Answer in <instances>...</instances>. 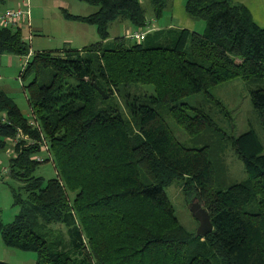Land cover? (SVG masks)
Listing matches in <instances>:
<instances>
[{"label":"trees","instance_id":"16d2710c","mask_svg":"<svg viewBox=\"0 0 264 264\" xmlns=\"http://www.w3.org/2000/svg\"><path fill=\"white\" fill-rule=\"evenodd\" d=\"M79 1L95 10L63 9L64 17L94 25L98 36L81 49L30 56L21 29L0 26V55L28 56L21 77L34 70L27 102L56 172L47 180L33 175L40 137L0 90L10 121L0 126V148L16 127L36 141L14 145L7 161L19 210L0 223L3 244L35 252L34 264H264V153L255 135L231 137L246 177L220 186L206 145H182L165 120L189 136L218 132L200 107L181 99L200 92L212 99L209 87L241 77L255 84L249 98L264 132V28L233 0H185V14L203 21L202 31L109 38L112 21L144 26L140 0ZM148 2L158 17L164 0ZM42 70L48 79L40 82ZM172 181L207 211L205 236L179 223L164 190Z\"/></svg>","mask_w":264,"mask_h":264},{"label":"rangeland","instance_id":"374dc122","mask_svg":"<svg viewBox=\"0 0 264 264\" xmlns=\"http://www.w3.org/2000/svg\"><path fill=\"white\" fill-rule=\"evenodd\" d=\"M141 2L145 10V17L147 16L154 23L156 16L148 0H141ZM69 4L70 7L61 0H0V14L6 10H14L19 7L23 9L27 5L29 25L21 27V35L30 34V41H26L30 54L38 51H54L64 47L81 49L98 40L95 26L85 23L79 24L67 19L64 17L63 9L65 12L73 14L80 9L91 7L79 0H69ZM162 14L170 19L166 12ZM163 16H160L158 20ZM260 23L261 21L259 25H261ZM262 24H264V19ZM124 28H130L132 32L138 29L127 21L115 20L107 26L109 38L124 36ZM141 29L145 31L146 28L141 27ZM128 34L125 36L126 38ZM25 60L26 56L9 53L0 55V90L13 102L21 116L28 120L31 118V111L27 102L25 86L33 79L34 70H30L23 77L20 76ZM46 75V72L42 70L37 80L46 81L48 79ZM253 86L255 84L251 81L248 82L241 77H235L209 87L208 92L213 97L212 99L206 97L202 92L181 99L195 107H200L219 129L218 132L206 128L197 135L189 136L170 116L165 117L172 134L182 145L186 147L206 145L208 157L213 165L216 183L220 186L236 183L246 177L243 164L231 146V137L252 132L261 145V152L264 153V132L249 98V89ZM117 101L123 108L124 105L120 97H117ZM11 137L12 134L9 137H3L4 147L0 148L1 224L12 221L19 210V207L13 204L10 192L11 188L17 189L19 183L7 175L8 158L14 155V152L9 154ZM33 175L39 176L43 180L55 177L56 172L52 161L46 160L38 163ZM164 190L179 223L188 231L194 232L198 224L189 211V205L195 198L188 199L176 181H172ZM0 261L9 264H34L36 253L5 246L0 237Z\"/></svg>","mask_w":264,"mask_h":264},{"label":"crops","instance_id":"0c3cea01","mask_svg":"<svg viewBox=\"0 0 264 264\" xmlns=\"http://www.w3.org/2000/svg\"><path fill=\"white\" fill-rule=\"evenodd\" d=\"M61 1L65 2L66 6L70 7L69 0H61ZM184 1L185 0H164V7L160 15L155 18L156 20L154 23L151 22L147 16L145 17V24L143 26L146 28L145 32L147 33V32H152L154 30L167 29V28L187 29L189 31H197V32L202 31L204 27L203 21L192 19L185 14V11L183 8ZM233 2L243 4L248 9L253 21L258 26L264 28V24H262V20L264 19V0H233ZM140 3L142 5L141 0H140ZM90 7L91 8L86 7L85 9H80L77 12H73V15H82V16L87 15L95 10L93 6H90ZM163 12H166V14L170 16V19H167L166 17H164L162 14ZM160 16H163V17L160 20H158ZM260 21H261L260 23L261 25H259ZM79 24H82V23H79ZM131 30L132 29L130 28H124V31H125L124 37L128 33L130 34L132 32ZM23 37H26V36H23Z\"/></svg>","mask_w":264,"mask_h":264},{"label":"built area","instance_id":"2783aa9c","mask_svg":"<svg viewBox=\"0 0 264 264\" xmlns=\"http://www.w3.org/2000/svg\"><path fill=\"white\" fill-rule=\"evenodd\" d=\"M29 25V13H28V7L25 5V8H17L14 10H6L3 13L0 14V26L1 27H18L21 28L22 26H28ZM146 32L143 31L141 28H138L136 31L131 32L128 34L127 38H130L135 41H141L144 39ZM25 41H30V34L28 36L23 37ZM30 55V53H29ZM28 56H26L27 61ZM24 62V64H25ZM10 124V121L8 120L7 116L4 112L0 111V126L1 125H8ZM27 124L30 128L36 129L37 133L40 137L39 141L37 142L39 145V152L34 159L36 161H46L50 160V156L47 150V145L44 141V138L41 135V132L39 131L38 124L36 120L34 119L33 115L31 114V118L28 119ZM9 137V136H7ZM20 142H26L27 144H33L34 141L27 133L22 132L20 128L15 129L14 134L11 137V143L9 144V154L12 152V148L14 145L20 143ZM11 145V146H10ZM51 161V160H50Z\"/></svg>","mask_w":264,"mask_h":264},{"label":"water","instance_id":"95a60500","mask_svg":"<svg viewBox=\"0 0 264 264\" xmlns=\"http://www.w3.org/2000/svg\"><path fill=\"white\" fill-rule=\"evenodd\" d=\"M189 211L198 224L194 231L195 236L203 237L212 230V224L207 211L196 199L190 203Z\"/></svg>","mask_w":264,"mask_h":264}]
</instances>
